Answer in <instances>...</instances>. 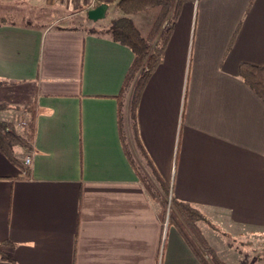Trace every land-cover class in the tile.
I'll list each match as a JSON object with an SVG mask.
<instances>
[{"label": "crops", "instance_id": "obj_1", "mask_svg": "<svg viewBox=\"0 0 264 264\" xmlns=\"http://www.w3.org/2000/svg\"><path fill=\"white\" fill-rule=\"evenodd\" d=\"M40 3L60 26L9 19ZM151 10L128 15L144 37ZM2 19L0 120L33 134L14 148L30 166L0 152V264H201L144 172L219 225L207 244L264 239V101L240 76L243 63L264 65V0L185 3L134 117L135 55L90 32L102 26L85 7L0 0Z\"/></svg>", "mask_w": 264, "mask_h": 264}, {"label": "trees", "instance_id": "obj_2", "mask_svg": "<svg viewBox=\"0 0 264 264\" xmlns=\"http://www.w3.org/2000/svg\"><path fill=\"white\" fill-rule=\"evenodd\" d=\"M199 0H120L117 7L127 15L113 20L106 29H91L90 32L109 33L115 41L130 47L135 55L133 65L127 75L124 89L132 90L131 106L132 115H136L139 100L149 81L151 75L161 64L168 41L171 36L173 25L178 18L182 6L187 2ZM153 8L159 9V14L147 37L142 36L138 28L128 15L147 11ZM6 23L5 19L0 20V26ZM240 76L245 83L255 91V93L264 101V65L256 66L243 63L240 66ZM5 105H0V108ZM33 134V125L31 124L28 135L24 136L18 132L13 122L0 120V152L4 154L11 162L23 167L24 163L20 161L15 153L14 148L17 146L28 149ZM159 186L161 191L155 189L145 178V184L153 197L159 198L161 195L164 199L163 220L168 225H175L188 244L196 253L201 264H221L217 258L212 256L210 262L204 255V251L210 254L211 248L205 242L203 237L197 232L196 224L204 221L211 227L213 223L199 209L190 203L176 200L171 194V187L162 183L160 179ZM169 195L171 200V210L167 217V207L165 196ZM195 238V240H194ZM4 258V256H2ZM6 258V257H5Z\"/></svg>", "mask_w": 264, "mask_h": 264}, {"label": "rangeland", "instance_id": "obj_3", "mask_svg": "<svg viewBox=\"0 0 264 264\" xmlns=\"http://www.w3.org/2000/svg\"><path fill=\"white\" fill-rule=\"evenodd\" d=\"M120 0H111L109 3V14L107 18H104L102 20H99L100 22L98 23V26L101 27L102 29H106L110 25V20L109 17L111 14L114 12L119 13L120 17H123V12L120 10V8L117 7V3ZM66 3H73L75 4V9L77 10H82L85 6V3H76L73 0H65ZM113 4V6H111ZM114 4H116L114 6ZM32 4H26L24 8H17L15 9V13H11L9 15V19L13 22L16 23H25V22H32L33 24H45L48 20L51 22V24H46V26H60V23H53L55 20V15L53 12L50 11V8L48 7L47 4L40 3L37 7L32 8ZM30 7V8H29ZM29 9L30 13H33V15L29 14ZM119 10V11H118ZM158 8H153L149 14L152 13H157ZM121 13V14H120ZM159 13V12H158ZM114 15V14H113ZM9 20V21H10ZM49 22V23H50ZM73 25V24H72ZM101 29V30H102ZM130 90L126 92L127 96L130 94ZM132 94V92H131ZM27 130H22L18 128V132L22 134ZM28 135V134H27ZM145 177L148 179L149 183L158 191H161V187L157 184L156 180L151 176L150 172L145 173ZM171 187V185H170ZM165 204L167 207V217L168 213L171 210V200L170 196L166 195L165 196ZM208 218V217H207ZM210 219V218H208ZM211 222L213 223L214 227H211L209 224H207L204 221L198 222L196 224V229L197 232L203 237V233L206 234L208 233V228H211L214 232H221L222 229L217 225L212 219H210ZM165 224L168 226V218ZM205 231V232H204ZM223 234V233H222ZM216 235V233H215ZM228 244L230 245L229 247H224L221 245H216L215 244L216 240L214 239V233L212 234V238H209L210 240V245L208 246L211 248V253L207 254L205 251L203 252L206 258L212 262V256L217 258V260L221 264H264V239L262 237H258V235L254 236H249L246 235L244 237H239V236H231V235H226ZM195 240V238H194ZM213 241V242H212ZM215 241V242H214ZM213 243V244H212ZM212 244V245H211ZM213 264V262H212Z\"/></svg>", "mask_w": 264, "mask_h": 264}, {"label": "built area", "instance_id": "obj_4", "mask_svg": "<svg viewBox=\"0 0 264 264\" xmlns=\"http://www.w3.org/2000/svg\"><path fill=\"white\" fill-rule=\"evenodd\" d=\"M73 1H75L76 3L77 2L85 3L84 7L86 8V11L94 9L100 4H103V3L109 4L111 2V0H73ZM17 128H20L22 130H27L29 128V125L27 122H19L17 124ZM23 161L26 165L30 166L32 164V158L30 156L25 157Z\"/></svg>", "mask_w": 264, "mask_h": 264}, {"label": "water", "instance_id": "obj_5", "mask_svg": "<svg viewBox=\"0 0 264 264\" xmlns=\"http://www.w3.org/2000/svg\"><path fill=\"white\" fill-rule=\"evenodd\" d=\"M109 9V4L103 3L96 8L87 11V17L89 20L97 22L106 17V13Z\"/></svg>", "mask_w": 264, "mask_h": 264}]
</instances>
